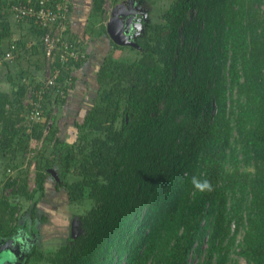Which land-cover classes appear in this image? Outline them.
Here are the masks:
<instances>
[{
    "label": "trees",
    "instance_id": "trees-1",
    "mask_svg": "<svg viewBox=\"0 0 264 264\" xmlns=\"http://www.w3.org/2000/svg\"><path fill=\"white\" fill-rule=\"evenodd\" d=\"M148 1L136 0L147 17L135 44L120 45L105 29V0H93L82 36L70 32L68 0L64 40L85 56L59 62L55 52L58 76L48 87V26L14 21L12 5L31 0H0V56L16 45L0 64L11 86L0 90V156L7 158L0 240L16 231L25 201L36 210L46 192L64 189L69 203L93 201L84 214L72 213L80 234L54 250L34 246L27 262L238 264L240 257L264 264V0H171L158 20L149 17ZM104 43L108 53L88 85L81 76L87 49ZM109 46L133 54L116 57ZM64 104L70 120L57 114ZM36 105L42 119L28 121ZM34 140H44L42 149ZM54 166L57 178L48 170ZM69 173L76 181L67 182ZM193 176L213 191L194 194Z\"/></svg>",
    "mask_w": 264,
    "mask_h": 264
},
{
    "label": "crops",
    "instance_id": "crops-1",
    "mask_svg": "<svg viewBox=\"0 0 264 264\" xmlns=\"http://www.w3.org/2000/svg\"><path fill=\"white\" fill-rule=\"evenodd\" d=\"M72 5L74 8V11L71 13V17L73 18V19L71 18V21L73 20L74 23H72L70 26V32L72 33V35L76 34L78 36H82L83 32L89 29L88 21H89L90 13L93 11L92 10L93 0H73ZM15 24L16 23H13V26ZM105 45L101 49L98 48L99 50H96L95 45H90L88 47L89 49H87V53H88L87 56L89 55V57H88V60L83 64L81 68V72H82L81 76L83 75L82 76L84 78L83 81L86 82L88 85H91L92 80L93 81L95 80L97 67L100 66V64L103 62L102 59L105 57V55H107L106 53H108L107 52L108 46L107 45L105 46ZM5 85H8L6 89H5ZM10 89H11L10 83L7 81V79H5L4 77L3 78L1 77L0 78V90L4 92H9ZM72 96L74 100L80 99V93H73ZM66 109H67L66 104L60 106L58 114L60 115L61 113L62 115L63 113V116H65ZM70 119L71 117H69L68 119L66 117V120H70ZM4 162L5 163L7 162V158H5ZM55 167L58 168L57 166H54L51 168L54 172H55V169H54ZM47 193L48 192H46V195L44 196L42 203L37 204L36 210L32 208V206L29 208L25 207L26 209L25 211H22V213H18L16 215L15 223L17 224V228H16V231H14V233L11 234L10 236L11 238H13L14 241H16L18 245L12 242L13 247L17 249L29 250L31 246L36 245V244H39V246L49 245L48 243L44 242V234L45 232L49 230L50 228V227L48 228L49 224H55V221H54L55 217L60 218L61 212L64 210H62L61 212H58L57 214L56 210H58L59 207H55L54 205L50 203V201L47 198L48 197ZM44 216L46 217V220H44L43 218ZM2 245H3V242H2ZM28 254L29 253L26 254V257L28 256ZM1 261H4L3 263H6V264L9 262L8 258L7 259L3 258L1 259ZM30 261L31 260H29L28 262ZM32 264H35V262H33Z\"/></svg>",
    "mask_w": 264,
    "mask_h": 264
},
{
    "label": "built area",
    "instance_id": "built-area-1",
    "mask_svg": "<svg viewBox=\"0 0 264 264\" xmlns=\"http://www.w3.org/2000/svg\"><path fill=\"white\" fill-rule=\"evenodd\" d=\"M33 4H15L12 5L13 18L14 21L19 22L22 20H31L34 19L35 23H39L43 26H48L49 32L45 34L42 38L44 46V54L46 59V64L44 68V79L45 84L49 86L54 84V81L57 79L58 70L51 69L52 63L56 60L55 52L58 53V61L66 62L68 60H77L84 57V53L72 47L73 43L71 41L64 40L66 37V30L68 28V13H69V4L68 0H64V3L57 5L55 8L46 6L48 0H31ZM15 43L10 44V48L5 51L3 56H0V64L3 61H10L16 49ZM57 54V53H56ZM45 90L42 89L41 92H37L38 96L41 97ZM24 104L29 105L32 103L31 95L29 94L27 98L24 99ZM38 105L33 106L27 114L28 121H41L42 112L37 108ZM49 123V122H48ZM46 130V129H45ZM41 140L33 142V145L36 149H41ZM33 151H28L26 153V162H29L30 167L34 168V161L30 160V157L33 155ZM31 161V162H30ZM25 162V165H26ZM237 239H240L239 235ZM195 264V262L193 263Z\"/></svg>",
    "mask_w": 264,
    "mask_h": 264
},
{
    "label": "rangeland",
    "instance_id": "rangeland-1",
    "mask_svg": "<svg viewBox=\"0 0 264 264\" xmlns=\"http://www.w3.org/2000/svg\"><path fill=\"white\" fill-rule=\"evenodd\" d=\"M153 2H147L144 5L151 10V12L149 13V17H151L152 19L158 20V14L162 13V11H164L171 0H152ZM103 8L105 10L106 13V19L105 21V25L106 22L109 19V16L112 12L113 9V3L111 2V0H105L104 4H103ZM141 15L142 17L137 19L136 22H138V29H135V31L133 32V36L134 39H136L137 35L140 34V31H143L144 29V25H143V19L144 16L146 15L147 17V13L145 10H141ZM90 23V21H88V24ZM16 37H20V35H16ZM111 47V46H109ZM111 51H112V55L119 57L120 55H126V54H133V52H129L126 50H123L121 48H115V47H111ZM25 64V67H27L26 61H23ZM8 85H5V89ZM58 114V112H57ZM47 131L44 130V133H46ZM72 139V138H71ZM41 146L43 147L44 145V140H41ZM42 149V148H41ZM52 151L50 152V150L46 151V155H48V157H53L54 154L52 153ZM5 158L0 156V177H3V168H4V162ZM4 162V163H3ZM55 172L57 171V168L55 167ZM72 170V169H71ZM2 174V175H1ZM29 174L32 177V180L34 182V168L33 166L29 169ZM77 176L75 175V173L73 175H71L70 173L67 175V182L71 183L76 181ZM30 182V186H34V183ZM48 196V197H47ZM47 198L50 201V203L52 205H54L55 207H60V203L63 205L61 208H58V210H56L57 214L58 212H61L60 218H56L55 217V224H49L48 228L49 230L47 232H45L44 234V242L48 243L51 248H53L52 250L58 248L60 246V244H64L65 242V238H67V236L70 234V224L71 221L75 218L78 222V229L79 232L76 234V236L78 234H80L82 232L81 230V226H80V219H79V215H82L86 212L87 209H89L92 205H93V201H90L89 199H86L85 201H83V203H69L68 202V198H67V194L65 192L64 189H61V191L56 192V191H49L47 193ZM25 206L26 208H29L31 206L32 201L28 200L25 201ZM65 202V203H64ZM66 209V210H65ZM72 213H77L79 215H74ZM75 236V237H76ZM33 259L34 257H31V259L28 258V261L31 260L29 263L32 264L33 263ZM238 264H245V261L242 258H238ZM195 262V260H193L192 262H190V264H193ZM41 263V262H40ZM39 262H36L35 264H40Z\"/></svg>",
    "mask_w": 264,
    "mask_h": 264
},
{
    "label": "water",
    "instance_id": "water-1",
    "mask_svg": "<svg viewBox=\"0 0 264 264\" xmlns=\"http://www.w3.org/2000/svg\"><path fill=\"white\" fill-rule=\"evenodd\" d=\"M138 15H141V11L138 10L136 0H117L113 4L112 12L105 25L107 34L117 44L134 45L135 42L132 40L131 32L139 28L138 22H136V20L138 19L137 18ZM49 172L56 177V173L52 169H49ZM77 224L78 222L74 218L70 224V235L72 238H75L76 234L79 232ZM0 241L3 242L2 248L5 247L9 258L11 259L15 258L18 260L22 259L24 249H17L13 247L12 242H14L15 244L17 243L16 241L13 240V238H11V236L8 237L6 241H3V239H1ZM1 258L2 255H0V262H1ZM1 264H5V263H1Z\"/></svg>",
    "mask_w": 264,
    "mask_h": 264
},
{
    "label": "clouds",
    "instance_id": "clouds-1",
    "mask_svg": "<svg viewBox=\"0 0 264 264\" xmlns=\"http://www.w3.org/2000/svg\"><path fill=\"white\" fill-rule=\"evenodd\" d=\"M140 8L138 7V10H139ZM142 17V15H138L137 16V18L139 19V18H141ZM133 32L134 31H132L131 32V35H132V40L135 42V40H134V36H133ZM46 131H47V128H46ZM51 169V168H50ZM49 170V169H48ZM56 173V178L58 177V173H57V171L55 172ZM52 174V173H51ZM53 175V174H52ZM29 176H30V174H29ZM54 176V175H53ZM55 177V176H54ZM191 184H192V186H193V188H194V190H195V192H194V194L195 193H205V192H211V191H213V187H212V184H211V182L209 181V180H207V179H203V180H201V179H199V178H197V177H195V176H193L192 177V179H191ZM234 227H235V222L233 221L232 223H231V225H230V228H231V230H233L234 229ZM239 235V237L241 238V236H240V234H238ZM238 235H237V237H238ZM240 240V239H239ZM2 245V242H0V246ZM33 245V244H32ZM39 244H36V245H33V246H31L30 247V249L29 250H24L23 251V255H22V259H21V261H23V259H25L26 258V254L27 253H29V252H31L32 251V249H33V247L34 246H38ZM48 246V245H47ZM0 251H1V253H0V255H2V258L1 259H3V258H9V256H8V253H7V251H6V249H5V247L4 248H2V246L0 247ZM24 256H25V258H24ZM239 260V259H238ZM244 260V259H243ZM9 261H10V258H9ZM4 261H1L0 262V264L1 263H3ZM28 263V262H27Z\"/></svg>",
    "mask_w": 264,
    "mask_h": 264
},
{
    "label": "flooded vegetation",
    "instance_id": "flooded-vegetation-1",
    "mask_svg": "<svg viewBox=\"0 0 264 264\" xmlns=\"http://www.w3.org/2000/svg\"><path fill=\"white\" fill-rule=\"evenodd\" d=\"M25 260L21 261V259L18 260V259H15V258L14 259L10 258V261L7 264H28L27 261H25Z\"/></svg>",
    "mask_w": 264,
    "mask_h": 264
}]
</instances>
